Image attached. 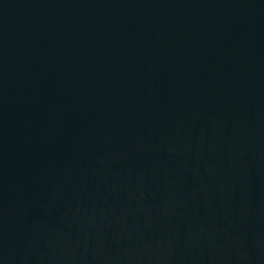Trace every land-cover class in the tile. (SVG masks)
<instances>
[{"label": "water", "instance_id": "water-1", "mask_svg": "<svg viewBox=\"0 0 264 264\" xmlns=\"http://www.w3.org/2000/svg\"><path fill=\"white\" fill-rule=\"evenodd\" d=\"M147 264H264V0H199Z\"/></svg>", "mask_w": 264, "mask_h": 264}]
</instances>
